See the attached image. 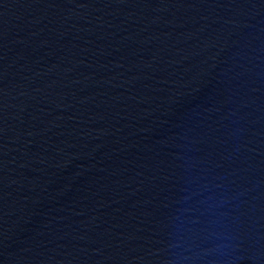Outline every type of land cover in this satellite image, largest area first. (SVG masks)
Instances as JSON below:
<instances>
[{
  "label": "water",
  "instance_id": "1",
  "mask_svg": "<svg viewBox=\"0 0 264 264\" xmlns=\"http://www.w3.org/2000/svg\"><path fill=\"white\" fill-rule=\"evenodd\" d=\"M209 194L264 264V0H0V264H175Z\"/></svg>",
  "mask_w": 264,
  "mask_h": 264
},
{
  "label": "clouds",
  "instance_id": "2",
  "mask_svg": "<svg viewBox=\"0 0 264 264\" xmlns=\"http://www.w3.org/2000/svg\"><path fill=\"white\" fill-rule=\"evenodd\" d=\"M198 206L205 220L199 227L180 228L175 243L180 251L175 264H230L235 238L216 218V202L209 194L199 201Z\"/></svg>",
  "mask_w": 264,
  "mask_h": 264
}]
</instances>
